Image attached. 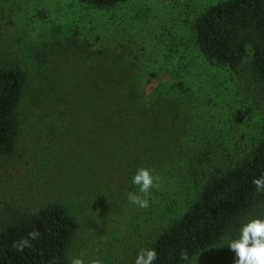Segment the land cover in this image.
<instances>
[{
  "label": "trees",
  "instance_id": "1",
  "mask_svg": "<svg viewBox=\"0 0 264 264\" xmlns=\"http://www.w3.org/2000/svg\"><path fill=\"white\" fill-rule=\"evenodd\" d=\"M77 1L105 11L134 0ZM192 31L199 55L228 73L244 108L264 112V0H219L197 16ZM72 36L28 59L32 68L19 55L0 58V156L17 152L28 127L32 155L46 174L39 173L41 209L9 210L12 218L0 229V264H71L83 223L133 205L127 194L138 191L131 178L139 167L159 177L150 203L160 199L164 182H187L192 192L158 215L145 247L156 249L154 264H191L241 223L264 217V193L252 183L264 173V124L248 143L238 140L236 160L221 165L212 143L189 135L193 75L201 74L193 73L192 60L166 54L170 78L148 93L160 73L136 64L132 39ZM236 112L243 115V108ZM223 255L235 254L227 248Z\"/></svg>",
  "mask_w": 264,
  "mask_h": 264
},
{
  "label": "rangeland",
  "instance_id": "2",
  "mask_svg": "<svg viewBox=\"0 0 264 264\" xmlns=\"http://www.w3.org/2000/svg\"><path fill=\"white\" fill-rule=\"evenodd\" d=\"M217 1L134 0L101 11L77 0H2L0 58L19 55L18 58L24 60L23 65L32 68L30 64L35 61L29 63L28 59L34 60L50 43L57 45V41L72 35L80 33V37L92 42L98 36L103 41L113 37L132 39L136 64L143 70L160 73V78L147 87L151 93L160 81L170 78L163 67L166 54L184 56L192 60L193 73H201L200 76L193 75L194 94L188 102V110L193 113V122L188 124L189 135L200 139L204 145L212 143L213 150L220 156L219 164L228 166L236 160L238 140L246 144L249 138L259 134L264 124V112H255L249 104L244 108L233 95L234 85L228 73L209 65L194 46L192 26L195 19ZM176 45L179 49L173 54ZM240 108H243V115L236 112ZM26 130L28 127L21 132L17 152L10 157L0 156V229L12 218L10 209L23 206L25 210L28 207L35 212L46 203L42 187L45 179L39 174L41 171L45 174V170L32 155L34 151ZM210 167L214 170V166ZM170 182L162 183L160 199L155 197L141 214V209L135 205H125L118 212L110 211L106 213L108 217L102 214L103 211L94 213L90 221L81 225L71 260L80 257L85 264L94 259L102 260L103 264L135 260L137 253L153 241L160 221L158 215L166 210V206L172 208L176 202L190 199L192 192L187 188V182L182 187ZM227 248V245L222 247L221 242L191 264H233V256L223 255Z\"/></svg>",
  "mask_w": 264,
  "mask_h": 264
},
{
  "label": "clouds",
  "instance_id": "3",
  "mask_svg": "<svg viewBox=\"0 0 264 264\" xmlns=\"http://www.w3.org/2000/svg\"><path fill=\"white\" fill-rule=\"evenodd\" d=\"M252 183L258 193H264V173L254 178ZM131 184L137 192L127 194L128 202L139 207L148 208L151 190L158 188L159 177L152 174L147 167H139L131 178ZM35 238V233L31 234ZM227 245L234 255L233 264H264V217L248 219L239 226L238 232L222 241V247ZM184 259L188 257L185 255ZM157 260L155 248H142L136 255L134 264H154ZM71 264H85L80 257H73ZM89 264H103L100 259H94Z\"/></svg>",
  "mask_w": 264,
  "mask_h": 264
}]
</instances>
